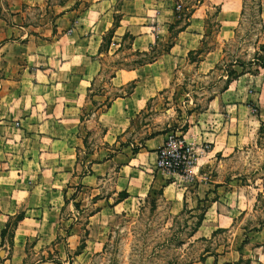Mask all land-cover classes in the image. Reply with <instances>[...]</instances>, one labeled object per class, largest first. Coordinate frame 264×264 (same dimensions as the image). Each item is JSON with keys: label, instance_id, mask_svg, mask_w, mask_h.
Instances as JSON below:
<instances>
[{"label": "crops", "instance_id": "crops-1", "mask_svg": "<svg viewBox=\"0 0 264 264\" xmlns=\"http://www.w3.org/2000/svg\"><path fill=\"white\" fill-rule=\"evenodd\" d=\"M79 1L62 0L56 3L51 0L48 4V0H12L14 8L12 12L16 14V18L22 15L20 6L23 4H37L44 10L42 17H45L37 25L15 23L14 28L17 29L18 35L12 44L5 43L0 49L2 61L0 158L9 156L8 147L21 146L18 150L19 158L25 160L23 167L3 172L6 177L14 176L13 181L9 177L10 181L6 186L0 181V264H59L62 256L58 241L60 226L66 228L67 242L78 239V234L83 228L92 230L88 235L91 237L96 225H102L120 213H131L134 208L148 200V196L152 195L154 184L158 181L161 182L157 191H161V195L158 197L162 198L166 197L167 193H171L177 179H189L197 183L195 192L189 193V197L182 191L176 194V202L171 199L169 212L178 215L188 209L193 213L197 208L202 209L204 203L205 210L202 211L201 224L196 231L198 233L204 227L202 224L209 216V224L205 229L210 230L207 234L200 235L203 239H210L218 229L227 228L213 226V223L237 224L241 216V212L231 214L234 211L233 206L227 205V209L222 210L220 203L224 201V194L227 196L231 189L226 190V183L213 177L215 173L220 175L222 172L211 166L213 156L210 153L197 154L184 174L158 169L156 165L158 150L165 142L166 133H157L146 138L136 147L132 144H121L118 140H122V135L128 130L127 119L122 123L123 130L118 134L119 138L116 137L111 143L107 142L108 147L111 148L109 154L99 160H94L93 156L99 155L102 151L90 155L89 157L93 159L84 164L86 172L75 173L78 171L75 148L78 146L76 134L79 125L80 88L83 87L81 85H85L86 88L93 81L96 72L94 52L97 49L93 47L89 52V40L96 24L92 23L91 32L85 34L82 33L84 27L80 22L83 18L92 15L97 6L108 3L109 0H93L90 3L89 0H82L89 3L85 9L80 7L83 4L76 5ZM181 1L119 0L118 29H123L131 38L130 50L139 54L147 53L158 45L168 43L172 26L177 21L175 10L180 8L178 3ZM204 4H210L216 9L215 18L219 23V29H222V25L227 27L235 23L236 16L242 11V0H204L192 5L187 15V23L176 33L167 49L152 63L135 67L130 71L118 69L111 77L112 83L117 80L119 82L113 85L122 87L126 83L125 77L133 74L135 85L129 95L116 98L101 115H105L108 121L113 122L118 120L121 113L131 109L141 111L144 101H139V96L153 98L170 85L169 80L162 77V74L153 78L150 76V80L153 81L151 86L144 84L143 80L147 76V69L153 65L159 62L174 63L176 57L173 56V52L179 36L190 28L192 17ZM108 9L101 10L98 19L101 22L97 23L98 27L102 25L104 31L110 27V21H114V14ZM140 16L143 18L140 19ZM148 17L154 18L152 24ZM134 30L139 32L134 34ZM77 42L86 44V53L81 56L72 53L68 56L67 50L73 51L78 46ZM202 43L203 40L200 41L201 45ZM98 50L99 47L97 54ZM199 50L190 48L185 51V56L187 57L189 52ZM211 54L213 52L208 51L198 56V59L202 56L195 64L198 73L211 72L209 65L205 66V58ZM182 61L185 62L184 59ZM243 74L245 73L240 72L239 75ZM69 80L75 82L70 89L68 85H64ZM51 96L54 98L51 99ZM19 130L21 135L17 134ZM15 134L17 138L12 140L11 137H16ZM47 158L56 160V168L53 170L54 179L61 177L60 173L67 170L63 184L55 183V180H51L49 184L42 181L41 177L46 170L41 166V162ZM33 160H37L36 163ZM24 175L39 177L36 178V182L21 183L25 178ZM201 190L202 195L199 193ZM213 194H216L214 199L207 201L209 195ZM188 201L189 207H187ZM16 214L20 216L12 227V232L8 230L6 233L10 219ZM231 231L237 238H234L232 243L224 245V251L206 257L199 264H260L262 262V256L257 258L256 255L260 252L264 254V226L260 231L251 233H245L244 230L236 227L228 230ZM75 242H71V245ZM50 246L55 248L56 255L52 257L53 259L43 258L42 247ZM31 251H36V254ZM33 255H41V257L31 259ZM80 255L82 253H78L75 258Z\"/></svg>", "mask_w": 264, "mask_h": 264}, {"label": "rangeland", "instance_id": "rangeland-1", "mask_svg": "<svg viewBox=\"0 0 264 264\" xmlns=\"http://www.w3.org/2000/svg\"><path fill=\"white\" fill-rule=\"evenodd\" d=\"M50 1L48 0V4ZM54 1L58 3L62 0ZM92 1L89 0V3ZM198 1L204 0H182L178 3L180 8L175 10L177 21L174 23L170 41L187 23V15L192 5ZM89 3L80 0L76 5L83 4L80 7L85 9ZM241 6L243 11L236 16L237 21L227 27L222 25V29H219V23L215 18L216 9L212 5L204 4L198 8L190 21V28L181 34L176 42L173 52L176 61L168 64L159 62L147 69V76L143 77L145 78L143 83L151 86L153 81L150 80V76L153 78L162 74V77L169 80L170 85L153 98L139 96V101H144L143 109L138 112L131 109L121 113L118 120L113 122L108 121L101 113H104L116 98L125 97L132 92L135 76L126 75V83L122 87L113 85L119 82L117 80L112 83L111 77L118 69L130 71L138 67L139 63L156 58L167 49L170 41L150 49L145 57L130 50L131 38L123 29H118L119 0H109L108 3L100 4L93 10L92 15L82 19L80 22L84 27L82 33L91 32L92 23L96 24L89 40V52L93 47L97 49L99 47V50L98 54L97 49L94 52L96 72L93 81L86 88L85 85H81L83 87L80 88L79 125L76 134L78 146L75 148L78 171L75 173L86 172L84 164L87 161L93 158L99 160L109 154L111 148L108 147L107 142H113L122 132V123L127 119L128 130L122 135L123 139L118 140L121 144H132L136 147L149 136L166 133L175 136L179 141L182 140L188 149L189 162L193 161L197 154L210 153L213 156L211 166L222 172L220 175L215 173L213 177L226 183V190L231 189L227 196L223 193L224 201L220 203L222 210L227 209V205L233 206L234 211L231 214L241 212V216L237 224L213 223V226L227 228H220L210 239H203L200 235L207 234L210 230L205 229L209 224V216L202 224L204 227L198 233L196 231L198 219L205 210L204 203L202 209L197 208L193 213L188 209L178 215L169 212L172 200L176 202V194L184 191L189 197V193L195 192L197 183L189 179H177L171 193H167L166 197L162 198L153 196V192L156 193L161 184L158 181L151 190L150 199L134 208L131 213H120L111 217L106 223L96 225L91 237L88 235L92 230L83 228L78 234V239L67 242L66 228L60 226L58 240L62 254L60 263L199 264L206 257L224 251L223 246L237 238L233 231L228 232L231 227L244 230L245 233L262 229L264 226V69L250 66L248 63L252 62L254 57L259 58V64L264 59V50L259 49L264 44V0H262V13L258 9V0H242ZM20 7L22 15L16 18V14L12 12L14 11L12 0H0V49L5 43L12 44L18 35L17 29L14 28L15 23L37 25L44 20L45 16L42 17L44 10L37 4H23ZM106 8L113 12L116 21H112L113 23L110 21V27L104 31L102 25L98 27L97 23L101 22L98 20L101 10ZM141 18L143 17L140 16ZM153 19L148 17L151 24ZM138 32V30L133 31L134 34ZM201 40H203L202 45ZM77 43L78 46L73 51L67 50L68 56L72 53L76 56L86 53V44ZM190 48L200 49L203 54L208 51L213 52L211 56L205 58V66L209 65L210 73L202 74L196 71L195 59L197 60L198 57L185 56V51ZM201 58L199 57V60ZM234 61L243 63V68L233 65ZM1 62L0 59V67H2ZM231 70L235 74H231ZM240 72L245 74L239 75ZM74 84V81L69 80L64 85H68L70 89ZM53 98L51 96V99ZM212 100L213 102L210 103ZM17 134L22 133L19 130ZM11 138L13 140L17 135ZM20 148L21 146L8 147L9 156L0 158V181L5 186L8 181H13L14 176L6 177L3 172L23 167L25 164V160L19 158ZM108 149L109 151H106ZM99 151H102L99 155L89 157ZM33 161L36 163L37 160ZM41 166L46 170L41 177L44 183L49 184L51 180H55V183L65 182L67 170L60 173L61 177L57 176L58 178L54 179L55 159H43ZM26 167L28 168L27 164ZM38 177L26 175L21 183L36 182ZM202 192L199 191L200 195ZM221 193L222 191L219 194ZM214 196L216 194L209 195L207 201L213 200ZM189 206L188 201L187 207ZM19 216L20 214H16L10 219L6 233L8 230L12 232V227ZM73 241L76 242L71 245ZM42 248H44L43 258L53 259L52 257L56 255L55 248L51 246ZM31 252L36 254V251ZM78 253L82 255L75 258ZM261 256L260 264H264L263 252L256 255L257 258ZM39 257L41 255H33L31 259ZM71 258L73 259L70 260Z\"/></svg>", "mask_w": 264, "mask_h": 264}, {"label": "built area", "instance_id": "built-area-1", "mask_svg": "<svg viewBox=\"0 0 264 264\" xmlns=\"http://www.w3.org/2000/svg\"><path fill=\"white\" fill-rule=\"evenodd\" d=\"M188 149L182 140H177L175 136H166L163 146L158 150L157 168L169 173L184 174L190 165Z\"/></svg>", "mask_w": 264, "mask_h": 264}, {"label": "trees", "instance_id": "trees-1", "mask_svg": "<svg viewBox=\"0 0 264 264\" xmlns=\"http://www.w3.org/2000/svg\"><path fill=\"white\" fill-rule=\"evenodd\" d=\"M258 9H259V12H261V0H258ZM242 11H243V10H242ZM113 20H114V22L116 21V16L113 17ZM118 20H119V17H118ZM172 28H173V26H172ZM181 29H182V28H180L179 30H181ZM179 30H178V31H179ZM178 31H177V32H178ZM259 49H260L261 51L264 50V44L261 45V46L259 47ZM201 53H202V51L189 52V53H188V56H190V55H196V57H198ZM138 55L143 56V57L147 56L146 53H141V54L138 53ZM154 59H155V57H154L152 60H147V61H144V62H142V63H139V64H140L139 66H142V65H145V64H148V63H152V62L154 61ZM198 61H199L198 58H197V60L195 59V62H198ZM262 61H263V62H261V64H259V63H260L259 58L254 57V58L252 59V62H249L248 65H250V66H257L258 68H262V69H264V59H262ZM233 65H237L238 67L243 68V65H244V64L241 63V62L234 61V64H233ZM230 73H231V74H235V72L232 71V70H231ZM154 135H155V134H154ZM154 135H152V136H154ZM149 137H151V136H149ZM149 137H148V138H149ZM159 195H161V191L156 192V193H153V196H159ZM150 197H152V196H148V199H150ZM201 217H202V216H200L199 219H198L197 228H198L199 225L201 224Z\"/></svg>", "mask_w": 264, "mask_h": 264}]
</instances>
